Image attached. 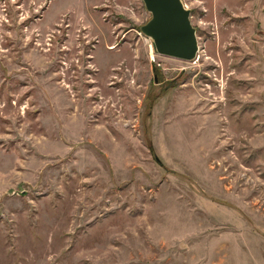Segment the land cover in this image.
Wrapping results in <instances>:
<instances>
[{
  "label": "rangeland",
  "instance_id": "1",
  "mask_svg": "<svg viewBox=\"0 0 264 264\" xmlns=\"http://www.w3.org/2000/svg\"><path fill=\"white\" fill-rule=\"evenodd\" d=\"M183 3L0 0V264H264V0Z\"/></svg>",
  "mask_w": 264,
  "mask_h": 264
},
{
  "label": "water",
  "instance_id": "2",
  "mask_svg": "<svg viewBox=\"0 0 264 264\" xmlns=\"http://www.w3.org/2000/svg\"><path fill=\"white\" fill-rule=\"evenodd\" d=\"M142 2L151 17L140 31L152 41L157 54L193 62L199 53V43L191 22V10L186 8L183 0Z\"/></svg>",
  "mask_w": 264,
  "mask_h": 264
},
{
  "label": "bare ground",
  "instance_id": "3",
  "mask_svg": "<svg viewBox=\"0 0 264 264\" xmlns=\"http://www.w3.org/2000/svg\"><path fill=\"white\" fill-rule=\"evenodd\" d=\"M151 49H152V46H151ZM152 51H153V49H152ZM154 52V51H153ZM152 54V53H151ZM154 54H152V56H153Z\"/></svg>",
  "mask_w": 264,
  "mask_h": 264
}]
</instances>
